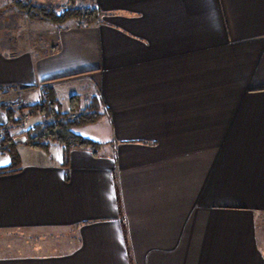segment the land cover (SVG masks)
Returning a JSON list of instances; mask_svg holds the SVG:
<instances>
[{
    "label": "crops",
    "instance_id": "0c3cea01",
    "mask_svg": "<svg viewBox=\"0 0 264 264\" xmlns=\"http://www.w3.org/2000/svg\"><path fill=\"white\" fill-rule=\"evenodd\" d=\"M79 2L101 21L0 44V105L52 80L102 112L97 150L0 173V264H264V0Z\"/></svg>",
    "mask_w": 264,
    "mask_h": 264
},
{
    "label": "trees",
    "instance_id": "16d2710c",
    "mask_svg": "<svg viewBox=\"0 0 264 264\" xmlns=\"http://www.w3.org/2000/svg\"><path fill=\"white\" fill-rule=\"evenodd\" d=\"M12 5L31 19L49 21L58 27L73 19L80 21L82 25H95L102 18L98 7L80 5L77 0H69L63 11L58 6L37 4L28 0H14ZM50 81L52 80L44 82L40 98L34 103L3 102L0 105L7 116L6 123L0 125V151L7 153L10 158L9 164L0 166V173L22 168L17 141L11 131L21 126L25 112L30 116L42 117L40 122L33 124L21 136L25 137L24 141L30 147L49 151L52 144L56 143L66 152L79 147L97 150L102 145L74 131L76 127L98 122L102 112L93 103L88 107L83 105L78 94L70 97L69 109L64 110L56 91L49 85Z\"/></svg>",
    "mask_w": 264,
    "mask_h": 264
},
{
    "label": "rangeland",
    "instance_id": "374dc122",
    "mask_svg": "<svg viewBox=\"0 0 264 264\" xmlns=\"http://www.w3.org/2000/svg\"><path fill=\"white\" fill-rule=\"evenodd\" d=\"M13 1L14 0H11V1L7 2L6 4L0 6V44H2V45H6L9 40H11V41L16 40V41L20 42L21 44H24V43L27 44V42H29L30 37L32 35H34V32L39 30L34 26L35 23L33 24L32 21H42V20H38V19L29 18L24 12L20 11L16 6L12 5ZM28 1L33 2V3H37V4L58 6L60 8V11H63L67 7V4L69 2V0H65L66 1L65 4L60 5L61 3H63L62 0H28ZM77 2L80 5H82L79 2V0H77ZM49 3H51V4H49ZM41 88H42V86H40V93L38 91H36L37 92L36 94L32 92L30 94H27V96H26V94L23 95V93H22L21 96H19L18 99H16L15 102H13V103H19L20 102L22 104H28V103H34V102L38 101L40 98V95H41ZM60 88L62 89V91H64V93H67V94L69 91H71V93H74V92L78 91L76 89H80V88H78V86L70 85V84L60 86ZM82 95H83V93H82ZM62 97L65 99V97H66L65 94H63ZM64 99L63 100L60 99L61 104H62L64 110H68L69 107H66V109H65ZM92 103H93V105L95 104L94 102H92ZM82 104H83V101H82ZM41 119H42L41 116H30L28 112H25L24 117L22 119L21 126L19 128L12 129L11 133L17 141L16 144H17V149L19 152L24 153L25 150H28V151L31 150L30 146H28L24 140H21V136L24 134V132L28 128L33 126V124H35L36 122H40ZM93 124H89L87 126H90ZM79 127H82V126H79ZM1 132L2 131L0 130V134H1ZM0 137H2V136H0ZM54 145L60 146L59 144L54 143V144H52L51 148ZM31 148H33V147H31ZM8 160H10L9 155L7 153L0 151V165L8 163ZM257 234H258L259 242L264 247V235H263L262 231L261 230L258 231ZM18 238L21 239V237L19 235H17L16 233H14L13 235H9V236L6 235L4 238L0 239V245L5 246L6 248H9L11 250H17L16 246L18 243H21V240H22V239L20 240Z\"/></svg>",
    "mask_w": 264,
    "mask_h": 264
},
{
    "label": "water",
    "instance_id": "95a60500",
    "mask_svg": "<svg viewBox=\"0 0 264 264\" xmlns=\"http://www.w3.org/2000/svg\"><path fill=\"white\" fill-rule=\"evenodd\" d=\"M21 140H25V137L21 138Z\"/></svg>",
    "mask_w": 264,
    "mask_h": 264
}]
</instances>
